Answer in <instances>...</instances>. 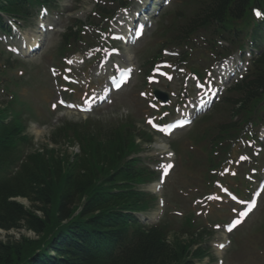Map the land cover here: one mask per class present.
Instances as JSON below:
<instances>
[{
  "label": "trees",
  "instance_id": "trees-1",
  "mask_svg": "<svg viewBox=\"0 0 264 264\" xmlns=\"http://www.w3.org/2000/svg\"><path fill=\"white\" fill-rule=\"evenodd\" d=\"M49 3L0 0V13L23 20L30 6ZM254 8L264 13V0H176L163 17L168 24L159 27L161 35L181 50L189 49L191 39L202 34L212 47L219 42L234 45L253 25ZM238 20L240 28H235ZM252 28L255 37L261 30ZM217 48L218 57L228 54ZM12 71L0 51V85L10 97L0 104V230L23 228L36 239L0 241V264H195L209 256L202 246L206 231H198L191 218H185L179 228L166 220L143 227L132 215L149 210L154 202L135 188L151 180L149 172L139 158L128 159L149 144L152 135L137 129L131 119L109 130L87 121L79 127L60 125L50 135L54 145L60 140L76 143L79 154L58 156L54 149L34 150L32 138L25 135L31 108L20 98L21 82L13 81ZM263 102L264 51L251 61L246 77L212 109V116L230 110V120L202 130L200 138H208L211 145L209 157L229 149L241 125L261 112ZM205 119L209 122L212 117ZM204 120L196 125L207 123ZM212 157L207 164L214 170L219 163Z\"/></svg>",
  "mask_w": 264,
  "mask_h": 264
},
{
  "label": "rangeland",
  "instance_id": "rangeland-1",
  "mask_svg": "<svg viewBox=\"0 0 264 264\" xmlns=\"http://www.w3.org/2000/svg\"><path fill=\"white\" fill-rule=\"evenodd\" d=\"M128 1L131 7H138L134 0ZM174 4L175 0L167 7H162L158 16L151 19L150 28H147L141 39L133 45L122 47L112 44L109 41V32L103 30L107 28L105 21L98 27L99 32L94 27L88 28L85 34L88 35L87 40L76 46L82 52L85 50V53L80 52L74 55V58L71 56L73 47L70 48L69 52L59 56L57 48L61 42L60 36L63 29L72 24L73 21L83 23L87 20L93 7L90 3L76 5L73 0H55L54 7L48 9L42 19L34 14L29 21L24 23L22 28L17 27L15 32L18 36L13 38V46L21 51L27 45L31 49L36 46L37 42L34 43L36 38H30L40 32L39 25L42 24L49 28L44 34L43 46L38 52H33L28 57L14 55L11 59L14 60V70L11 74L14 73L18 77L22 76L17 79L13 75L18 82L25 81L23 83L25 85H21L20 92L23 98L29 102L28 106L31 108V112L27 113L29 121L26 134L32 138L34 150L44 152L47 149H54L59 154L58 156L76 153L77 148L74 144L60 140L57 145H54L50 139L52 131L62 124L79 127L84 122L90 121L99 123L102 128L109 130L115 127L119 121L126 122L131 119L137 128L148 129L146 118L160 115V112L150 110L146 105L153 90L167 93L171 99L168 101L170 103L172 101L175 103L178 96L183 101L181 106L169 109L172 111L166 120H169L172 115L176 117L178 113L181 114L191 104V102L186 103V101L193 100L196 91L194 83L188 79L186 73L191 72L194 68L205 73V70L209 69V62L212 59V54L205 48L206 42L202 41L200 36L191 39L192 50L186 57V70L179 67V73H173L171 68L166 66L165 68L172 75L171 80L167 81L163 77H157L158 82L156 84L146 85L147 87L141 85L150 68L159 69L157 65L162 58L170 61L167 59L168 57L162 54V50L175 54L179 53L176 47L167 43L166 37L165 41L163 37L157 34L159 25L163 27L168 24L169 19L165 20L162 16ZM106 7L110 9L115 6L109 3L106 4ZM116 16L127 21L131 19L129 15L126 16L121 11ZM115 26L111 29L113 33L121 30L118 23ZM99 33L102 35L99 36ZM19 36L20 38H18ZM103 41L106 44L105 48L98 49L95 47L101 45ZM3 43H5L2 44L3 46H11L13 40L7 38L6 42ZM93 46L95 49L91 52L93 49H89ZM110 46L118 49L119 55L117 57L111 55L109 61L105 62L108 58L104 57V53L108 48H111ZM159 52L160 56L158 55ZM232 60L234 62L236 58L234 57ZM81 61L83 62L81 63ZM245 61L246 59L243 62ZM67 64L70 68H67ZM114 65L130 66L133 70V77L125 88L119 93L110 95L108 102L91 107L90 112H77L76 105L91 106L92 102L94 104V101L86 102L87 98L104 90L108 76L113 73ZM213 75H216V81L219 83L221 81L220 73L216 74L213 71ZM63 76L65 79L71 78L72 83H65ZM232 82L233 80L229 84ZM141 93L145 95L146 99H141ZM6 101H8L7 97L2 98L0 96L1 105ZM60 101H65L73 105L74 108L61 107ZM176 108L179 110H175ZM219 116L216 115L214 119H218ZM263 126V124L257 128L248 126L247 131L257 134ZM198 129H200V125H196L194 121L191 127L179 130L171 136L155 135L153 144L140 155L144 159V166L155 172L154 176L166 168L170 172L168 176L164 177V182L157 192L155 189L158 184L157 179H153L151 184L138 187L156 198L154 208L144 218L148 224L166 220L171 226L179 228V222L182 224L184 221L182 218L192 214L193 223L195 222V226H199L198 231L205 229L209 234V238H205L204 241L209 257L202 264H264V232L259 229L256 230L257 228H264V189L263 193L261 192L262 194L260 193L257 197L256 208L246 218L240 216L244 201L250 198L258 180L264 177V145L262 153L256 156L255 153H258V149L256 146L252 149L251 142L243 141L244 145L242 142L239 143L232 151L231 158H227L228 160L220 171L221 174L218 172L216 177L214 173V182L208 186L205 184L207 181L205 175H208L205 149L209 146V140L195 144L188 139V136ZM259 136V139L263 138L262 141H264V135L261 133ZM162 148L166 150L161 151ZM252 169L257 170L254 177L250 175ZM247 175H250V181L245 180ZM216 180L218 181L216 182ZM229 190H235L242 195L237 196V200L235 196L227 194ZM237 192L235 193L238 194ZM228 196L234 199L232 200ZM18 202L26 208H30L25 200L19 199ZM228 222H235L236 224L239 222L236 231H230V235L225 230ZM22 236L28 239H36L34 233L23 228L7 233L0 230L1 242L6 240L18 241ZM219 245H222L223 248H219Z\"/></svg>",
  "mask_w": 264,
  "mask_h": 264
},
{
  "label": "bare ground",
  "instance_id": "bare-ground-1",
  "mask_svg": "<svg viewBox=\"0 0 264 264\" xmlns=\"http://www.w3.org/2000/svg\"><path fill=\"white\" fill-rule=\"evenodd\" d=\"M33 39H35V38H33ZM36 41H37V39L34 40V43H35ZM36 45H37V44H36ZM27 47H28V46H27ZM34 47H35V46H34ZM34 47H33V48H34ZM162 149H164V148H162ZM164 150H165V149H164Z\"/></svg>",
  "mask_w": 264,
  "mask_h": 264
}]
</instances>
